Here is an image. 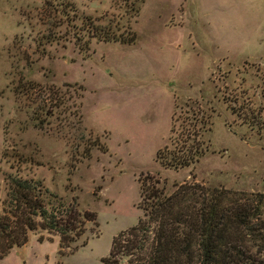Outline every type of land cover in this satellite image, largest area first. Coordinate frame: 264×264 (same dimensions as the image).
<instances>
[{
  "label": "rangeland",
  "instance_id": "rangeland-1",
  "mask_svg": "<svg viewBox=\"0 0 264 264\" xmlns=\"http://www.w3.org/2000/svg\"><path fill=\"white\" fill-rule=\"evenodd\" d=\"M52 1L0 0V201L13 144L42 163L24 173L79 212L84 233L65 248L58 235L33 233L2 264H103L114 237L143 216L147 177L168 191L195 181L264 192V0H132L136 42L88 45V16L126 22L134 11L123 0H73L78 11L66 13ZM21 77L37 86L16 102ZM49 87L70 102L75 90L84 95V126L97 142L67 143L52 133L56 123L35 127L32 98L43 105ZM182 124L197 131L190 142L202 157L164 169L158 152ZM87 211L97 225L83 219Z\"/></svg>",
  "mask_w": 264,
  "mask_h": 264
},
{
  "label": "trees",
  "instance_id": "trees-1",
  "mask_svg": "<svg viewBox=\"0 0 264 264\" xmlns=\"http://www.w3.org/2000/svg\"><path fill=\"white\" fill-rule=\"evenodd\" d=\"M61 1L58 6L63 12L78 11L73 0ZM123 1L129 11H134L126 22L122 18L123 23L120 19L105 21L106 14L99 22L87 17V45L94 39L124 44L136 42L132 19L138 16L139 9L132 0ZM36 86L35 82L21 77L13 86L16 102ZM48 91L49 97L43 105L32 98L41 114L32 117L35 127L50 129L56 123L60 128L57 132L52 129V133L63 134L67 143L77 144L78 139L84 141L87 136L88 142H97L98 138L93 140L84 126V95L75 90L70 102L71 94L52 87ZM180 127L179 132L172 129L171 145L158 152L164 169L189 168L202 157L200 143L190 142L197 139L194 135L197 131L191 132L188 125ZM6 135L5 142H8ZM3 156L5 159L8 156L10 171L4 174L6 197L0 201V264L13 249L25 246L33 233L46 232V238L51 241L58 235L61 248L77 242L83 236L85 223L79 220V212L67 206L40 179L24 173L27 167L30 170L43 166L42 163L13 144ZM161 182L155 176L142 181L139 206L143 216L135 226L114 237L103 264H264V192L210 187L195 181L174 183V189L168 191ZM82 217L97 225L96 213L87 211Z\"/></svg>",
  "mask_w": 264,
  "mask_h": 264
}]
</instances>
